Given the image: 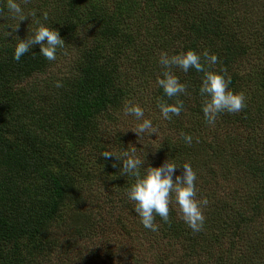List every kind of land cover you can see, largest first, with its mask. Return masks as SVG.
Wrapping results in <instances>:
<instances>
[{
	"label": "trees",
	"instance_id": "16d2710c",
	"mask_svg": "<svg viewBox=\"0 0 264 264\" xmlns=\"http://www.w3.org/2000/svg\"><path fill=\"white\" fill-rule=\"evenodd\" d=\"M26 1L33 5L20 0L24 14L57 29L65 45L54 61L39 45L14 60L15 44L31 35L0 0V264H52L56 252L66 264H114L123 251L109 249L111 235L118 241L121 229L136 264H149L145 246L150 264H264V0ZM188 50L206 70L230 76L246 107L207 124L204 73L175 65L187 92L168 98L156 83L159 56ZM177 100L180 115L163 118L158 104ZM126 101L144 109L156 134L138 138L132 130L142 120L124 114ZM120 117L127 129L116 128ZM133 148L145 168L168 159L192 165L196 199H208L201 231L178 204L170 222L155 216L158 231L142 225L126 196L135 178L101 156Z\"/></svg>",
	"mask_w": 264,
	"mask_h": 264
},
{
	"label": "clouds",
	"instance_id": "9594fccd",
	"mask_svg": "<svg viewBox=\"0 0 264 264\" xmlns=\"http://www.w3.org/2000/svg\"><path fill=\"white\" fill-rule=\"evenodd\" d=\"M6 6L14 17H19L20 21L28 18L24 15L20 0H6ZM32 15L35 13L33 12ZM43 18L45 20L48 18L46 12L43 13ZM11 34L8 32V36ZM34 45L40 46V54L48 61H54L57 58L58 49L64 47L65 40L57 29L40 24L30 37L26 40L19 39L15 44L13 59L20 61L22 56L29 54ZM203 55L211 64H216L218 61L216 54L209 55L208 52H204ZM159 64L164 71L161 76L157 77L156 83L168 98L186 94L188 87L170 71L173 65L178 66L184 72L194 68L197 72L204 73L199 94L204 98L201 110L205 122L209 125L216 122L220 113H238L246 107L244 94L234 92L229 88L231 77L226 73L206 70L204 64L201 63V55L194 50L172 56L162 52L159 56ZM61 86V82L57 81L56 87ZM158 107L163 118L171 119L173 115H180L184 105L183 101L177 100L174 104L159 103ZM124 114L134 116L138 121L142 120L136 129L132 130L138 135V138L142 134H156L152 121L142 119L144 109L138 104L126 101ZM181 135L186 144L192 143L193 137L190 134L181 133ZM101 156L104 158L115 157L113 167H117V164L122 162V167L119 169L120 175L135 178V182L126 190V196L129 201L135 202L133 210L146 229L158 231V225L154 222L157 215L165 223L170 222V204H178L183 221L193 232L203 229L205 223L203 207L208 204V199L206 197L200 200L196 199L197 174L190 163L185 162L182 165H177L168 159L158 167L149 165L145 168L146 160H141L135 155V148L131 152L128 149L124 150L123 158L111 151H104ZM181 168L183 169L182 175H178L177 170Z\"/></svg>",
	"mask_w": 264,
	"mask_h": 264
},
{
	"label": "rangeland",
	"instance_id": "374dc122",
	"mask_svg": "<svg viewBox=\"0 0 264 264\" xmlns=\"http://www.w3.org/2000/svg\"><path fill=\"white\" fill-rule=\"evenodd\" d=\"M25 3L29 4V6L33 5L32 2H29L26 0H25ZM27 17L28 18H26L23 21H20L19 17H14V20L16 22H19L22 25L26 26V27L22 28V31H23L25 36L31 35L36 30V28L40 24H42L41 20L38 19V17H34V15H27ZM119 119H120L119 121H120L121 125L122 124L123 125L122 126L117 125L116 128L124 130V127H125V129H127V127L124 124L128 121L127 120L125 121L123 119V117H120ZM130 125H133V122H131ZM130 125H129V127H130ZM101 131L103 132V129H101ZM109 131H113V129H109ZM176 211L178 212L179 215H181L178 206H177ZM262 218H263V226H264V217H262ZM69 222H71V221L69 220ZM117 238L119 239L118 241L115 240L113 234L111 235V243H110L111 248H109V249H111L114 252H117L118 250H120V249H118L120 247V248H122L123 252H121V254L118 257L114 258V264H136L135 260L133 259V257L131 255H128V257H127V252L125 250V249L130 247L129 235H127L124 232V230L121 229L120 231H117ZM144 248L146 249V251L143 249L144 252H141L140 254L143 257L145 263L147 262L149 257H150V260L153 261V254L148 253V249L146 246ZM106 251H107V249L102 250L103 253H105ZM53 259L54 260L52 261V264H66V261H67V260L62 259V255L59 252H56L55 254H53ZM150 260H149V264H150Z\"/></svg>",
	"mask_w": 264,
	"mask_h": 264
}]
</instances>
